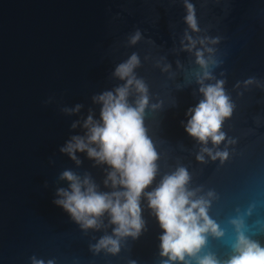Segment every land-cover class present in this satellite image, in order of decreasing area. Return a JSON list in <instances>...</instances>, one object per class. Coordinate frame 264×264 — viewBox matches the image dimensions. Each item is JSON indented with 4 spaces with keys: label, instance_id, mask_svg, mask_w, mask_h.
<instances>
[{
    "label": "water",
    "instance_id": "water-1",
    "mask_svg": "<svg viewBox=\"0 0 264 264\" xmlns=\"http://www.w3.org/2000/svg\"><path fill=\"white\" fill-rule=\"evenodd\" d=\"M188 3L198 32L186 23L185 0H0V264H32V257L45 264H163L162 229L146 194L180 167L189 173L192 199L209 201L207 215L223 235L207 233L195 257L170 264H198L209 254L225 264L234 254V219H242L245 234L264 246V0ZM137 32L140 39L132 44ZM185 33L197 41L191 51ZM197 50L219 62L210 65L214 79L204 84L223 80L234 105L221 128L225 139L215 146L184 130L188 109L203 99ZM134 53L140 63L133 75L148 89L144 125L158 171L141 196L145 226L139 238L121 239L116 254L95 252L92 246L113 235L115 225L105 213L98 228L85 230L54 204L57 190L69 186L60 175L71 170L81 179L90 176L100 192L123 189L105 185L108 165L86 152L76 153L77 164L60 148L85 134L89 114L100 120L93 97L126 84L115 69ZM139 96L130 86L129 104ZM76 104L83 105L79 112L62 111ZM203 147L228 156L213 160Z\"/></svg>",
    "mask_w": 264,
    "mask_h": 264
},
{
    "label": "clouds",
    "instance_id": "clouds-1",
    "mask_svg": "<svg viewBox=\"0 0 264 264\" xmlns=\"http://www.w3.org/2000/svg\"><path fill=\"white\" fill-rule=\"evenodd\" d=\"M185 7L186 23L192 31L198 32L194 5L185 0ZM185 38L189 41L185 48L191 51L197 41L187 33ZM139 39L140 33L137 32L131 38V43L135 44ZM218 41L217 37L212 39L211 43ZM204 42L203 39L199 41L201 44ZM205 50L213 52L211 48ZM195 55V62L203 69L202 76L197 79L201 85L199 92L203 99L194 108L188 109L186 115L190 118L184 124V130L202 145H207L211 140L215 146L225 139L221 128L224 120L232 115L234 105L225 93L223 80H217L215 84H204V80L214 79L210 65L215 67L219 62L205 59L204 52L200 50H197ZM139 63V58L134 53L126 62L116 67L114 75L126 80V84L114 91H105L94 96L93 101L101 105L100 120H94L89 114L83 122L85 134L73 135L60 148V152L67 154L77 164L80 161L76 153L86 152L88 158L98 164L108 165L112 171L108 173L105 185L110 183L113 189L117 187L123 189L100 192L90 176L81 179L71 170H65L60 175V179L66 180L69 186L67 189L57 190L56 194L60 198L55 199L54 204L62 207L85 230L98 228V219L105 213L110 216V223L115 225L113 235L102 237L92 246L95 252L104 249L116 254L120 251L121 239L139 238L145 226L142 219L141 196L152 184L158 171L156 164L158 153L144 125L148 89L142 80L133 75V70ZM252 82L253 78H250L245 83ZM133 84L140 93L134 105L128 102L129 88ZM82 107L83 105L76 104L72 108L65 107L62 111L71 115L79 112ZM78 123L79 121L73 122L71 127L76 128ZM201 153H206L213 160L220 158L223 161L228 156L227 151H218L213 155L212 150L207 147H203ZM197 160L203 162V154H198ZM189 179L188 171L180 167L174 173L166 175L158 187L146 194L148 206L162 229V235L159 237L160 256L167 257L163 264L183 262L186 256L195 257L205 245L206 234L209 232L216 236L223 235L207 215L209 201L203 197L192 199L195 193L186 188ZM208 195L211 197L213 194L209 192ZM232 223L237 231L236 239L231 244L234 254L225 264H264V246L245 234L242 219H234ZM31 259L32 264H45L43 260H37L35 257ZM47 264H54V261L49 260ZM198 264L220 262L209 254L200 258Z\"/></svg>",
    "mask_w": 264,
    "mask_h": 264
}]
</instances>
